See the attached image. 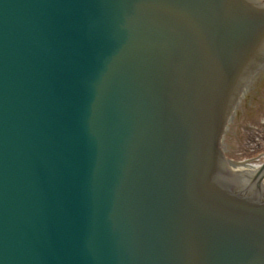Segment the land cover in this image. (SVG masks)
I'll return each instance as SVG.
<instances>
[{"label":"water","instance_id":"1","mask_svg":"<svg viewBox=\"0 0 264 264\" xmlns=\"http://www.w3.org/2000/svg\"><path fill=\"white\" fill-rule=\"evenodd\" d=\"M263 63L257 0H0V264H264L220 149Z\"/></svg>","mask_w":264,"mask_h":264},{"label":"flooded vegetation","instance_id":"2","mask_svg":"<svg viewBox=\"0 0 264 264\" xmlns=\"http://www.w3.org/2000/svg\"><path fill=\"white\" fill-rule=\"evenodd\" d=\"M264 76L246 87L229 120L223 150L229 160L249 176L264 178Z\"/></svg>","mask_w":264,"mask_h":264}]
</instances>
